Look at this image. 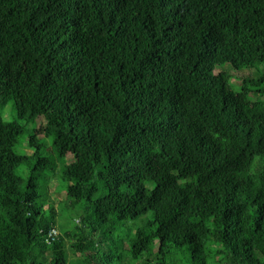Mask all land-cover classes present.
Instances as JSON below:
<instances>
[{
	"label": "trees",
	"instance_id": "16d2710c",
	"mask_svg": "<svg viewBox=\"0 0 264 264\" xmlns=\"http://www.w3.org/2000/svg\"><path fill=\"white\" fill-rule=\"evenodd\" d=\"M261 65L264 0H0V264H264Z\"/></svg>",
	"mask_w": 264,
	"mask_h": 264
},
{
	"label": "rangeland",
	"instance_id": "374dc122",
	"mask_svg": "<svg viewBox=\"0 0 264 264\" xmlns=\"http://www.w3.org/2000/svg\"><path fill=\"white\" fill-rule=\"evenodd\" d=\"M225 67L227 68V64ZM259 68H264V65L259 66ZM231 69V68H228ZM236 71L231 70L232 75L235 76ZM240 73L238 74L239 78L244 77L245 75H253L252 70H243V71H239ZM4 110H10L9 105L5 106ZM3 110V112H4ZM4 115V113H3ZM4 118L7 120V118L4 116ZM27 126V130L26 133L23 135V137L20 139L19 144H17L16 146V151L17 152H21V153H26V154H30L31 150L29 149L28 146H26L25 144L27 143V139H28V134H34L36 136V138L38 139V142L40 143L41 147L44 150V153L46 155H48L49 157H51L52 161L54 162L53 164V171L51 172V181H50V192H51V199L54 202V207L57 211L58 214V219L59 221H63L64 218H61V214H65L67 212H74L72 209H68L66 208V206H64L65 203L63 199H64V189L62 187V181L60 180V168L62 166V164H68L69 162L72 161L73 157L70 153H67L66 157H64L63 161L61 162L59 159H57L55 157V154L52 152V141H51V137L46 136L45 132L43 129H40L41 125H45V121L42 118L36 117L33 120H29L23 121ZM28 171V169L26 167H21L19 168V172L20 174H26ZM68 209V210H67ZM76 220H78V218H76ZM56 231H58V228H55Z\"/></svg>",
	"mask_w": 264,
	"mask_h": 264
},
{
	"label": "built area",
	"instance_id": "2783aa9c",
	"mask_svg": "<svg viewBox=\"0 0 264 264\" xmlns=\"http://www.w3.org/2000/svg\"><path fill=\"white\" fill-rule=\"evenodd\" d=\"M58 233V231H56V229H52L49 233H48V235L49 236H52V235H55V234H57Z\"/></svg>",
	"mask_w": 264,
	"mask_h": 264
}]
</instances>
